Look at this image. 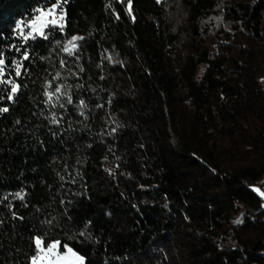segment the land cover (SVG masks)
Here are the masks:
<instances>
[{"label": "trees", "instance_id": "16d2710c", "mask_svg": "<svg viewBox=\"0 0 264 264\" xmlns=\"http://www.w3.org/2000/svg\"><path fill=\"white\" fill-rule=\"evenodd\" d=\"M54 2L0 0V264L36 237L85 264H264V0H61L63 31L20 39Z\"/></svg>", "mask_w": 264, "mask_h": 264}, {"label": "snow or ice", "instance_id": "6c2138e0", "mask_svg": "<svg viewBox=\"0 0 264 264\" xmlns=\"http://www.w3.org/2000/svg\"><path fill=\"white\" fill-rule=\"evenodd\" d=\"M58 9H62L61 0H55V2L45 9L38 8L36 9V15L32 17L28 22L26 27L28 31L25 32L22 29L21 23L16 24V29L18 30L19 38L22 39L25 43L29 40L36 39H49L48 29L59 28L60 31H63L64 28V18L65 13ZM83 39V37L73 36L71 40L67 41L62 47V51L68 55H72L77 48L76 41ZM59 41L57 44L59 45ZM17 51L20 49L17 48ZM29 54L27 51L23 54V60H29ZM15 64V75L17 77L21 76V69L24 68L22 61H13ZM5 60L3 58V53H0V84H5L10 87V93L7 95L8 100H13L18 93L21 85H19L11 77L4 79L5 75ZM61 67L64 66V61L60 62ZM59 76V73H57ZM51 83H46L44 88V95L47 98L46 103L52 107H56L57 103L60 101L61 96L67 95V103L71 104L73 102L71 95H68L67 92L62 91L65 87L64 85H59L55 87L54 91H49L51 88ZM81 106H84V101L81 100ZM61 108L64 107L63 103H60ZM7 108H0V112H7ZM83 115V112H81ZM53 124L59 123L56 118V114L53 113L52 121ZM19 123V122H17ZM257 191H259L257 189ZM264 195V193H261ZM16 196L19 199H23L22 193H17ZM240 220H237L236 223H240ZM47 223H51L48 221ZM83 235V233H81ZM35 251L34 254L30 257V264H85L84 257L76 253L70 246L63 243L60 240H46L44 237H36L34 239ZM71 257V259H70Z\"/></svg>", "mask_w": 264, "mask_h": 264}, {"label": "rangeland", "instance_id": "374dc122", "mask_svg": "<svg viewBox=\"0 0 264 264\" xmlns=\"http://www.w3.org/2000/svg\"><path fill=\"white\" fill-rule=\"evenodd\" d=\"M58 11H60V9H58ZM62 11H63V10H62ZM63 23H64V21H63ZM25 28H27V27H25ZM25 28H23V26H22L23 31H24ZM27 29H28V28H27ZM27 31H28V30H27ZM252 189L256 190V192H257L260 196L263 197V195H261V193H264V187H262V186H260V185H255ZM257 189H258L259 191H257ZM262 208H264V201H262ZM70 259H71V257H70ZM84 261H85V259H84Z\"/></svg>", "mask_w": 264, "mask_h": 264}, {"label": "built area", "instance_id": "2783aa9c", "mask_svg": "<svg viewBox=\"0 0 264 264\" xmlns=\"http://www.w3.org/2000/svg\"><path fill=\"white\" fill-rule=\"evenodd\" d=\"M260 184H261L262 186H264V176H263L262 179L260 180Z\"/></svg>", "mask_w": 264, "mask_h": 264}, {"label": "crops", "instance_id": "0c3cea01", "mask_svg": "<svg viewBox=\"0 0 264 264\" xmlns=\"http://www.w3.org/2000/svg\"><path fill=\"white\" fill-rule=\"evenodd\" d=\"M260 186H262V185H260ZM262 187H264V186H262ZM263 199H264V195H263V197H262ZM264 201V200H263Z\"/></svg>", "mask_w": 264, "mask_h": 264}]
</instances>
